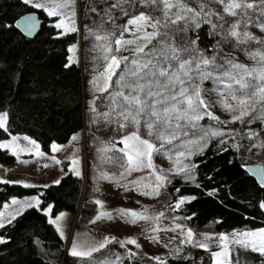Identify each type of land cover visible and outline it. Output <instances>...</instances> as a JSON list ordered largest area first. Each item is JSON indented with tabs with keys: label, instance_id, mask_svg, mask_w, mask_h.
I'll use <instances>...</instances> for the list:
<instances>
[{
	"label": "snow or ice",
	"instance_id": "obj_1",
	"mask_svg": "<svg viewBox=\"0 0 264 264\" xmlns=\"http://www.w3.org/2000/svg\"><path fill=\"white\" fill-rule=\"evenodd\" d=\"M24 2L29 3L30 0ZM77 3L78 0H63L55 9L40 3H34L33 6L43 8L50 16L61 15L63 19L61 9ZM218 6H222V10ZM133 9H138V12L133 14ZM91 10L102 13L99 16L97 30L89 31L94 39L100 42L93 50L98 49L102 53L97 59L104 62L101 65L103 71L92 83L101 94L107 93L102 97H96L101 100L107 111H98L96 99L91 102V111L97 117L93 122L103 121L105 125L118 124V130L127 127L136 129L121 138L123 148L116 149L111 141L100 142L103 147L98 151L103 154L102 161L116 164L123 169L119 173L120 176L130 175L145 167L154 168L153 154L163 155L165 144H172L179 136L198 137L189 143L196 144L200 151H203L200 140H204L206 146L209 136H222L223 132L210 131L199 123L205 117L218 124L227 123L209 111L213 104L204 98V93L208 91H217L219 96L217 103L232 114V123L237 121L245 123L246 119L247 123H251L252 120L264 122V39L249 30L251 26L264 32V0H101V5ZM75 15L73 11L71 16ZM121 16L128 19L123 25H117L116 20ZM21 23L28 34L36 26L31 17H25L22 22H17V27H20ZM105 24L111 27L105 28ZM203 25L210 27V35L221 36L213 46L216 51L211 56L206 55L205 50L198 47V34L196 40L183 39L181 43L176 42L181 38V34L186 37L189 29H200ZM56 26L64 25L58 23ZM70 30L76 31L75 28ZM125 33H131L134 39H125ZM227 42H234L233 47L253 44L259 46L256 50L241 48L249 59L256 62V66L250 67L238 62L231 53L224 52L221 44ZM123 51L131 52V59L129 56L114 54ZM113 77L116 79L113 80ZM208 80L214 81L218 87L203 88V83ZM7 118V112L0 114V129L6 130ZM141 121L147 128L148 135L159 141V147L150 140L141 138L139 131ZM247 135L249 139L258 137L255 131H250ZM253 146L264 148V141L250 147ZM181 147L186 148V145L182 144ZM57 148V145H53L54 150ZM108 152H113V155H107ZM115 152L123 155L116 156ZM176 155L178 171L175 174L190 175L195 165L184 164L180 158L187 159L188 155H191V149L186 148V151H179ZM75 163L77 161L74 160L73 164ZM76 175L80 173L76 172ZM105 178L111 179L106 175ZM156 181L157 184L151 192L146 191L142 194L159 196L160 189L169 182L168 175L161 173L156 176ZM183 202L181 199L175 207L179 208ZM12 203L17 202L13 200ZM96 203L99 205L102 202L97 200ZM261 207H264V204ZM120 214L127 216L129 213L127 210H120ZM102 215L111 217L110 213ZM131 215L139 216V219H148L144 214L132 212ZM159 215L163 216V213ZM62 218L63 214L58 219ZM99 218L98 216L97 219ZM13 219L15 216L8 219V223L10 224ZM3 227L5 223L0 220V228ZM187 235L188 242L191 243L193 236L191 230ZM239 235L247 238L255 237L257 233L245 232ZM259 237V241L235 239L233 243L239 246L235 253L222 245V252L212 253L214 257L223 256V259L216 260V264H242L238 255L241 248L245 251L259 252L264 256V230L260 231ZM228 239L226 235L219 236L221 242ZM113 241L122 248L125 243L140 247L135 239L117 241L115 237H106L99 242L74 243L69 254L81 259H91L93 253L101 251ZM6 242L0 238V243ZM199 246L207 248L204 243H200ZM135 255L136 253L130 252L125 258L130 259ZM122 259L124 258L116 255L115 259L106 257L97 264H122Z\"/></svg>",
	"mask_w": 264,
	"mask_h": 264
},
{
	"label": "rangeland",
	"instance_id": "obj_2",
	"mask_svg": "<svg viewBox=\"0 0 264 264\" xmlns=\"http://www.w3.org/2000/svg\"><path fill=\"white\" fill-rule=\"evenodd\" d=\"M34 3H40L45 7L55 9L57 5L63 3V0H30L27 4L33 6ZM100 5L101 0H78L76 5L61 9L64 14L63 19L61 15H55V24L63 23L64 25L63 27H57L60 29V33L75 32L77 37L69 46V49L70 60L72 62L79 61L82 71L83 127L81 131L74 133L65 144L51 143L49 151L43 150L40 143L29 136L9 134L7 138L0 141V145H4L1 148L6 149L13 155L14 159L9 163L0 162V182L4 183V181H7V183H15L22 186L47 187L59 181L60 177L65 173L70 172L76 175V172H79L80 175L76 176L82 178L83 188L80 204L76 211L62 209L53 213L50 206L45 209L48 219L56 228L58 234L61 235V231L63 232L61 236L65 243V251L69 253L74 243L84 241L99 242L106 237H115L117 241L135 239L137 244L140 245V247H137L136 244L125 243L122 248L120 244L113 241L107 245L108 247L93 253L94 260L88 264H97L99 260L106 257L115 259L116 255L124 258L122 259V264H125V257L130 252L136 253L130 259H140L152 264H161L168 257H180L195 249H200L206 253L209 257L208 264H216V260L223 259V256L214 257L212 253L222 252V245L227 246L234 252V249L239 247L233 243L237 238L259 241V233L264 230V227L259 229L243 227L218 231L215 229L213 222L203 227H195L179 213V208L175 207L181 199L184 202L190 199L189 196H179L173 199L167 188L172 178L171 174L178 171L176 153L186 151V148L191 149V154L200 150L196 144L189 143V141L196 140L198 137L192 135L179 136L172 144H165L162 150L164 152L163 155L153 154L152 163L154 168L145 167L127 176L119 175L123 169L119 168L118 165L102 161L101 157L103 154L98 151V149L103 147V144L100 143L101 141H111L115 144L116 149L123 148L124 144L120 143L121 138L131 134L136 129L135 127H127L123 130H118V124L105 125L103 121L93 122L97 117L91 111V102L96 97L107 95V93L101 94L97 91L92 83L94 78L98 77L99 73L103 71L101 65L104 63L102 60L97 59L102 53L98 49L93 50L94 46L100 42L96 41L89 31V29L92 31L97 30L99 16L102 13L93 12L91 9L94 7L98 8ZM218 7H221L222 10V6ZM82 8H84L83 12ZM39 9L49 15L43 8ZM73 11L76 13L75 17L71 16ZM132 12L136 14L138 9H133ZM127 19L128 17L121 16L116 20V24L123 25ZM110 27V25L105 24V28ZM71 28H75L76 31H71ZM249 30L257 37L264 39V32H261L258 28L249 26ZM192 31V29H189L186 37L181 34V38L176 42L181 43L183 39L195 40L191 34ZM214 36L216 42L221 39L220 35ZM124 37L125 39H134L131 33H125ZM233 44L234 42L222 43L221 47L224 52L231 53L238 62L255 67L256 62L249 59L241 51V48L248 47L256 50L259 46L253 44L233 47ZM112 47L114 49L115 45L113 44ZM198 47L201 48L199 45ZM215 51L214 48L212 52L205 53L211 56ZM114 54L117 56H129L130 59L132 56L129 51ZM117 71L119 72V70ZM115 79L116 77H113V80ZM215 87L218 86L212 80L203 83V88L205 89H213ZM204 98L213 104L209 111L221 121L227 122L222 125L207 117L202 119L199 123L204 128L224 133L222 136H209L207 141L211 139L219 145L231 146L239 152L243 163L246 165L257 163L264 169V148L250 147L259 145L264 141V122L252 120L251 123H247L246 119L245 123L239 121L232 123V114L225 111L217 103L219 99L217 91L204 93ZM96 105L98 111H107L100 99H96ZM4 112L0 111V114ZM139 131L142 139H148L159 147V141L148 135V130L143 126V121H141ZM250 131L258 133V137L249 139L247 134ZM73 137H75V140H73ZM33 141L35 142L34 144L32 143ZM199 143L201 146L205 145L204 140H200ZM182 144L186 145V148L181 147ZM53 145H57L58 148L54 150ZM114 154L116 156L123 155L120 152H115ZM107 155L111 156L113 152H108ZM189 157L190 155H188ZM188 158H180V160L184 164H191ZM74 160L77 163L73 164ZM161 173L168 175L169 182L165 183L160 189V195L142 194L146 191L151 192L155 188L157 184L156 176ZM105 175L111 177V179L105 178ZM13 200L17 203L13 204ZM97 200L102 203L98 205L96 203ZM39 204L40 200L36 195L12 197L3 204L0 210V220H3L6 224L8 219L13 216L16 217L26 208L38 207ZM120 210H127L129 214L127 216L121 215ZM132 212L144 214L148 219H139V216L134 217L131 215ZM161 212L163 216L159 215ZM106 213H110L111 217L102 215ZM61 214H63V218L58 219ZM98 216L100 217L99 219H97ZM189 230L193 233L191 243L188 242L187 233ZM245 232L257 233V236L245 238L239 235ZM234 233L237 235L233 236ZM222 234L228 236L229 239L221 242L219 236ZM95 236H98V238L93 239ZM200 243L206 244L207 248L200 247ZM48 256L55 261V264H61V257L58 255L48 253ZM156 257L160 259L157 260Z\"/></svg>",
	"mask_w": 264,
	"mask_h": 264
},
{
	"label": "trees",
	"instance_id": "obj_3",
	"mask_svg": "<svg viewBox=\"0 0 264 264\" xmlns=\"http://www.w3.org/2000/svg\"><path fill=\"white\" fill-rule=\"evenodd\" d=\"M31 11L38 14L42 24L29 38L14 23ZM55 23V16L23 0H0V111L8 113L0 141L11 133L24 134L49 151L51 143L65 144L83 127L82 71L79 61L70 60L69 49L76 33L61 34ZM209 33L208 25L191 33L195 40L199 35L197 44L206 53L216 44L215 36ZM13 159L0 147L1 163ZM188 159L195 165L190 175L172 173L167 188L173 199L190 197L180 205L179 213L191 225L203 227L213 222L218 231L264 227V187L251 176L237 150L209 139L203 151L193 152ZM82 188V178L70 172L47 187L0 182V210L12 197L36 195L40 200L38 207L26 208L0 228V238L7 241L0 243V264H55L48 253L61 257V264H76L45 209L50 206L53 213L76 211ZM238 255L242 264H264V256L258 252L241 248ZM208 263L206 253L195 249L180 257H168L163 264ZM125 264L152 263L125 258Z\"/></svg>",
	"mask_w": 264,
	"mask_h": 264
},
{
	"label": "water",
	"instance_id": "obj_4",
	"mask_svg": "<svg viewBox=\"0 0 264 264\" xmlns=\"http://www.w3.org/2000/svg\"><path fill=\"white\" fill-rule=\"evenodd\" d=\"M25 17H31L33 18L35 22V27L31 29V33L28 34V32L25 30V26L23 23H21L20 27H17V22H22L23 18ZM42 24V19L38 16V14L34 11L27 12L23 15H21L14 23L16 28L25 36V37H33L37 34V32L40 29V26ZM247 170L251 174V176L256 179V181L260 184V186L264 187V169L260 164L254 163L247 165Z\"/></svg>",
	"mask_w": 264,
	"mask_h": 264
},
{
	"label": "crops",
	"instance_id": "obj_5",
	"mask_svg": "<svg viewBox=\"0 0 264 264\" xmlns=\"http://www.w3.org/2000/svg\"><path fill=\"white\" fill-rule=\"evenodd\" d=\"M12 134V133H11ZM12 135H18V136H23L24 134H12ZM25 136V135H24ZM72 137V136H71ZM71 137H70V139H71ZM19 138H22V137H19ZM69 139V140H70ZM24 140V139H23ZM26 140V139H25ZM48 221L50 222V220L48 219ZM85 221L87 222V220L85 219ZM51 223V222H50ZM88 223V222H87ZM60 235V234H59ZM61 236V235H60ZM61 238H62V236H61ZM98 238V236H95V237H93V239H97ZM108 247V246H107ZM70 255V254H69ZM97 257H98V255H97ZM96 257V258H97ZM74 258H76V264H88V263H90L92 260H94L93 258H94V256L91 258V259H87V258H85V259H81V258H78V257H74ZM103 259V258H102ZM96 260V259H95ZM98 260V259H97ZM97 262V261H96Z\"/></svg>",
	"mask_w": 264,
	"mask_h": 264
}]
</instances>
